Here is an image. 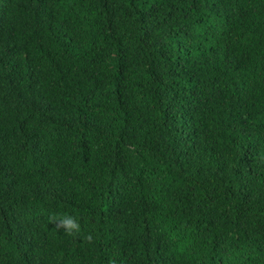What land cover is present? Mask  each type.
<instances>
[{
    "label": "trees",
    "instance_id": "1",
    "mask_svg": "<svg viewBox=\"0 0 264 264\" xmlns=\"http://www.w3.org/2000/svg\"><path fill=\"white\" fill-rule=\"evenodd\" d=\"M0 264H264V0H0Z\"/></svg>",
    "mask_w": 264,
    "mask_h": 264
}]
</instances>
